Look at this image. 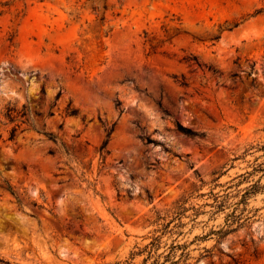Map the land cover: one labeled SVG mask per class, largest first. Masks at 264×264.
<instances>
[{
	"label": "clouds",
	"instance_id": "9594fccd",
	"mask_svg": "<svg viewBox=\"0 0 264 264\" xmlns=\"http://www.w3.org/2000/svg\"><path fill=\"white\" fill-rule=\"evenodd\" d=\"M0 264H264V0H0Z\"/></svg>",
	"mask_w": 264,
	"mask_h": 264
}]
</instances>
